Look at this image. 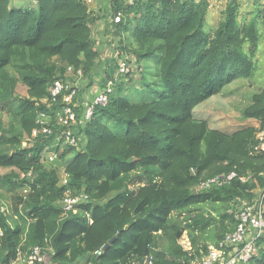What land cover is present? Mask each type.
I'll list each match as a JSON object with an SVG mask.
<instances>
[{
	"label": "trees",
	"instance_id": "16d2710c",
	"mask_svg": "<svg viewBox=\"0 0 264 264\" xmlns=\"http://www.w3.org/2000/svg\"><path fill=\"white\" fill-rule=\"evenodd\" d=\"M9 1L0 0V111L6 105L9 112L6 125L0 118V168L20 174L0 180L25 194L11 199L19 225L11 227L0 212V264L27 258L35 246L48 264L200 261L235 229L239 206L264 189V154L257 152L264 88L254 87L264 16L240 18L241 0H229L208 25V0H112L109 33L117 56L106 60L97 83L98 90H110L87 121L81 105H70L74 147L58 139L64 128L56 124V113L66 103L62 96L52 102L49 90L71 81L73 73L87 78L94 72L99 53L91 26L102 17L81 0H29L36 10L10 8ZM153 58L155 72L149 81L141 75L132 84L143 91L140 102L131 103L119 61L129 66ZM127 76L133 80V73ZM236 80L255 93L243 112L251 124L224 131L194 117L198 105ZM17 84L26 96L18 95ZM78 98L83 100L80 92ZM40 113L49 116L52 132L33 137ZM44 150L56 157L42 158ZM57 164L65 174L62 185ZM230 172L245 181L200 188ZM67 195L87 196L75 214L64 210ZM182 230L188 250L178 243ZM247 264H264V239Z\"/></svg>",
	"mask_w": 264,
	"mask_h": 264
},
{
	"label": "rangeland",
	"instance_id": "374dc122",
	"mask_svg": "<svg viewBox=\"0 0 264 264\" xmlns=\"http://www.w3.org/2000/svg\"><path fill=\"white\" fill-rule=\"evenodd\" d=\"M198 0H196L197 2ZM229 0H208L209 8L207 10V24L213 25L218 18L220 17L221 13L224 11L226 5L228 4ZM240 6L237 10L238 17H251V15H255L256 12H261V16H264V0H241ZM10 6V5H9ZM30 7H35L34 4H30ZM110 39L107 42V49L108 51L104 54L108 55L107 59H113L117 56V48L114 45V41L112 40V36L108 37ZM132 43V42H131ZM135 44V43H133ZM113 45V47H112ZM258 51L255 58V75L254 79L256 81V85L254 86L255 89L261 90L264 88V25H261V35L260 41L258 44ZM101 56V55H100ZM101 57H104L103 55ZM120 60V59H119ZM156 69V61L155 59H146L142 61L139 65H137L134 61L129 63V66H125V72H122V78L124 83L127 84L128 89L124 93L125 97L131 103L140 102L141 96L139 93H142L143 88L141 85H137L138 90L136 91L135 85H132L136 82V79H139L142 76L145 77L146 81H149ZM121 72V71H120ZM133 73V80H129L127 74ZM100 76V73L97 72L96 76ZM102 77V76H101ZM135 77V78H134ZM80 81V80H79ZM81 82V81H80ZM83 83V82H82ZM98 83V82H97ZM86 85V84H85ZM96 87H91V84L85 86L84 91L78 90L79 92L85 97V101L89 102L91 100L89 95L92 93L94 95V90ZM16 91L20 97L26 96V88L21 85L17 84ZM98 91V90H97ZM96 91V92H97ZM254 91L250 89L246 82L243 80H236L233 81L231 84L225 86L222 91L210 97L207 101L198 105L194 111L193 115L198 120H205L211 128L221 129L224 131H231L235 129H239L241 127L248 126L251 122L244 119L243 112L244 110L251 104L252 97L254 95ZM148 99V98H147ZM146 99V100H147ZM4 108L8 110L7 106L4 105ZM1 110V109H0ZM2 110L0 111V118L3 123L6 125L8 123V111ZM7 112V113H6ZM57 140H53L51 142V146L55 145ZM61 146V151H63L64 145ZM51 156L55 158L56 156L52 155V152L49 153L46 150L42 151L41 157ZM44 160V159H43ZM45 166H49L46 165ZM58 168V164L55 165ZM48 168V167H47ZM59 169V185H62L65 182V174L63 171V167ZM11 173L20 174L18 169L14 168H0V178L5 175H10ZM121 173L117 172L116 176H119ZM3 182L0 180V212L8 222V224L13 227L14 225H19L20 220L14 216L12 212V197L15 195L25 194L24 190H15V189H8L3 187ZM144 186V183H142ZM137 183L131 187L132 190H136ZM130 208H124V210L129 211ZM25 210V211H24ZM19 213L21 215L27 212L26 209L23 207L19 208ZM28 222H31L28 219ZM178 243L184 250L190 249L189 239L186 235L185 230H182L180 235L178 236ZM45 258L49 260V257L45 255ZM146 263V260L143 261V264Z\"/></svg>",
	"mask_w": 264,
	"mask_h": 264
},
{
	"label": "built area",
	"instance_id": "2783aa9c",
	"mask_svg": "<svg viewBox=\"0 0 264 264\" xmlns=\"http://www.w3.org/2000/svg\"><path fill=\"white\" fill-rule=\"evenodd\" d=\"M85 5L89 6L92 0H81ZM129 4H133L135 0H124ZM120 71H124L125 65L122 61H119ZM68 73L72 74V71L68 69ZM72 77H76L75 81H62L54 84L53 88L49 90V96L52 102L56 101L58 97L62 96V101L66 103L56 113V124L60 125L62 132L60 133L59 140L62 144L69 146H76V137L72 133V129H69L72 121L75 119L74 113L69 109L81 105L83 107V119L89 120L93 115V108L95 105H105L106 103V91L98 90L95 94V98L91 101L77 99L78 80L82 78L80 72L73 73ZM71 77V78H72ZM49 116L44 113H40L37 118V124L39 128L32 131V136L37 134H51V127L48 126ZM257 138L259 144L257 146V152L264 154V128L258 133ZM51 160L52 157L50 156ZM31 175V172L28 173ZM237 178L239 181L244 182V177H237L234 172H230L227 175L217 176L201 185V189H207L211 185H221L229 182L232 179ZM87 199L85 195L69 196L67 195L64 210L72 211L76 213V205ZM235 229L226 234L221 242L214 247H209L208 253L195 264H247L253 257L257 250V246L262 239H264V189L257 190L253 193V199L250 203L244 201L241 206L234 213ZM46 258L42 254L41 248L35 246L30 249V253L26 258L24 264H46Z\"/></svg>",
	"mask_w": 264,
	"mask_h": 264
},
{
	"label": "crops",
	"instance_id": "0c3cea01",
	"mask_svg": "<svg viewBox=\"0 0 264 264\" xmlns=\"http://www.w3.org/2000/svg\"><path fill=\"white\" fill-rule=\"evenodd\" d=\"M111 2L112 0H92L91 4L88 6V9L90 12H92L96 16L102 17L101 20H99L98 22H95L91 26L92 40L95 42V50L97 51V53H99V58L96 64V68L89 77L80 78L79 80L81 82L78 80L79 90L81 91H84V88L87 85V83L91 84V87H96V89L93 91L94 95L92 93L89 95V97L91 98L89 100H93L95 98L96 91L98 90L97 82H99L102 76V73L105 69V63H106V59L108 56L106 55L107 54L106 52L108 51L106 43L110 41L108 37L110 36V33H109L110 21L113 16ZM30 4H34L35 7H30ZM9 5H10L9 6L10 8L29 7L34 10L37 9L35 3L29 0H10ZM100 55L101 56L103 55L104 57H101ZM97 72L100 73V76L99 75L96 76ZM75 80H77V78L72 77V81H75ZM81 97L85 98L82 94H81ZM22 257L23 258H21L19 262H15V263L10 262L8 264H24L26 261L24 260V258L26 259V257L25 255H23ZM48 262L49 260L46 259L45 263L48 264Z\"/></svg>",
	"mask_w": 264,
	"mask_h": 264
},
{
	"label": "water",
	"instance_id": "95a60500",
	"mask_svg": "<svg viewBox=\"0 0 264 264\" xmlns=\"http://www.w3.org/2000/svg\"><path fill=\"white\" fill-rule=\"evenodd\" d=\"M114 239L115 238H112L111 240H109L108 243H106L104 247L102 248V251H106L108 247L113 243Z\"/></svg>",
	"mask_w": 264,
	"mask_h": 264
}]
</instances>
